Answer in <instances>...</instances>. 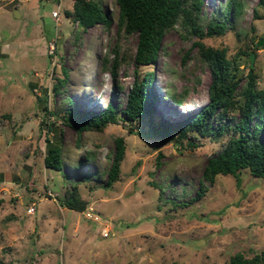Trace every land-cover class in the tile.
Listing matches in <instances>:
<instances>
[{"label":"rangeland","instance_id":"374dc122","mask_svg":"<svg viewBox=\"0 0 264 264\" xmlns=\"http://www.w3.org/2000/svg\"><path fill=\"white\" fill-rule=\"evenodd\" d=\"M72 1L0 0V114H9L0 118V264H221L235 251L249 256L263 250L264 178L243 171L239 183L222 174L211 183L202 170L221 141L194 132L159 146L158 139L136 132L146 129L151 117L180 120L208 102L211 78L192 44L195 36L168 29L155 62L140 65V78L148 70L154 76L151 116L118 119L80 133L56 116L70 107L67 97L80 110L102 109L108 102L123 107L134 79L129 55L136 34L121 38L125 58L115 78L111 74L115 0H99L110 25L88 28L65 15ZM228 1L203 0L202 15L206 19ZM257 1L241 0L235 26L203 41L226 47L229 56L255 48L263 65L259 86L264 87V9ZM104 55H109L105 65ZM63 69L67 77L54 92ZM48 121L54 122L52 138H60L62 170L43 163ZM116 136L125 139V156L118 179L106 187L101 183ZM151 182L164 186L161 199ZM72 183L87 201L82 211L61 205ZM201 186L204 195L189 203ZM31 204L35 211L29 214ZM104 226L107 236L101 233Z\"/></svg>","mask_w":264,"mask_h":264},{"label":"trees","instance_id":"16d2710c","mask_svg":"<svg viewBox=\"0 0 264 264\" xmlns=\"http://www.w3.org/2000/svg\"><path fill=\"white\" fill-rule=\"evenodd\" d=\"M203 0H115L117 5V37L112 47L114 52L111 60V74L115 78L118 65L125 58V51H121L122 37L136 34L137 42L133 54L134 79L127 91L123 107L114 106L111 102L102 109L80 110L75 101L67 97L70 107L63 114L48 110L77 133L85 130H101L109 123H116L118 119L128 122L152 115L155 109L150 100L152 93L149 85L153 79V72L148 70L140 78V65L155 62L159 49L162 47V37L168 29L177 27L182 36H195L192 44L197 48L200 59L208 66L210 83L208 85L209 100L200 108L192 111L180 120H170L161 117L151 121L146 129L136 132L145 138L158 139L161 146L168 142H179L187 138L190 133L208 136L214 141H221V149L207 158L202 170L203 178L214 182L217 175H232L236 182H240V175L247 171L254 177L264 178V87L259 86L263 70L258 52L254 53V60L250 61V53L255 49L242 48L229 56L226 47H214L206 44L205 37L220 36L235 26V18L241 12V0H229L224 7L210 13L205 19L202 15ZM257 5L264 9V0H258ZM66 16L81 28H88L97 23L105 27L111 23L110 14L106 12L99 0H73L71 9H65ZM258 16V9L254 8ZM255 42L253 41V44ZM243 56L245 58L243 59ZM109 55H104V65ZM64 76L57 78L53 85L54 92H58L64 83ZM120 89L121 84L116 83ZM180 101V99H177ZM45 107L46 104H45ZM9 114H0V118ZM54 122H47V132L44 135L45 150L43 163L48 168L62 170L64 166L60 138L53 139L50 131ZM53 135V134H52ZM190 143V140H188ZM125 139L123 136L114 138V152L110 166L106 170L107 179L101 183L109 187L119 177L121 163L125 156ZM162 152L156 155V162ZM159 188V199L164 186L151 182ZM205 188L201 186L189 203L204 195ZM61 205L70 209L82 211L87 201L80 196L76 183L60 197ZM167 199H165L166 201ZM174 205L186 203L170 199ZM178 264H185L179 262ZM221 264H264V249L246 255L242 251L230 254Z\"/></svg>","mask_w":264,"mask_h":264},{"label":"built area","instance_id":"2783aa9c","mask_svg":"<svg viewBox=\"0 0 264 264\" xmlns=\"http://www.w3.org/2000/svg\"><path fill=\"white\" fill-rule=\"evenodd\" d=\"M56 18H58V10H54L52 13ZM35 211L34 206L31 204L26 208V212L31 214ZM87 215H89L88 217H91L93 219H96V217H98L95 213L93 212H88ZM106 226H104L103 228H101V233L103 234V236H107L108 235V231L105 228Z\"/></svg>","mask_w":264,"mask_h":264},{"label":"water","instance_id":"95a60500","mask_svg":"<svg viewBox=\"0 0 264 264\" xmlns=\"http://www.w3.org/2000/svg\"><path fill=\"white\" fill-rule=\"evenodd\" d=\"M262 42H263V38H261L260 40H258V41L256 42V44L258 45V44H261ZM253 58H254V51H252V52L250 53V61H251V62H252Z\"/></svg>","mask_w":264,"mask_h":264},{"label":"clouds","instance_id":"9594fccd","mask_svg":"<svg viewBox=\"0 0 264 264\" xmlns=\"http://www.w3.org/2000/svg\"><path fill=\"white\" fill-rule=\"evenodd\" d=\"M58 8H59V3H58V7H57V9H56V10H58ZM58 17H59V12H58Z\"/></svg>","mask_w":264,"mask_h":264},{"label":"crops","instance_id":"0c3cea01","mask_svg":"<svg viewBox=\"0 0 264 264\" xmlns=\"http://www.w3.org/2000/svg\"><path fill=\"white\" fill-rule=\"evenodd\" d=\"M31 6H32V5H31ZM66 7H67V6H66ZM71 7H72V5H71ZM71 7H70V8L67 7L66 9H71ZM23 23H24V22H23Z\"/></svg>","mask_w":264,"mask_h":264}]
</instances>
